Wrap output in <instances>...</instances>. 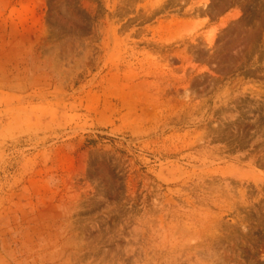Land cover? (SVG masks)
<instances>
[{
  "label": "rangeland",
  "instance_id": "obj_1",
  "mask_svg": "<svg viewBox=\"0 0 264 264\" xmlns=\"http://www.w3.org/2000/svg\"><path fill=\"white\" fill-rule=\"evenodd\" d=\"M0 264H264V0H0Z\"/></svg>",
  "mask_w": 264,
  "mask_h": 264
}]
</instances>
